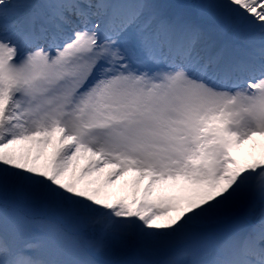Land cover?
Returning <instances> with one entry per match:
<instances>
[{
    "label": "snow or ice",
    "instance_id": "snow-or-ice-1",
    "mask_svg": "<svg viewBox=\"0 0 264 264\" xmlns=\"http://www.w3.org/2000/svg\"><path fill=\"white\" fill-rule=\"evenodd\" d=\"M254 137L264 0H0V264H264Z\"/></svg>",
    "mask_w": 264,
    "mask_h": 264
},
{
    "label": "rangeland",
    "instance_id": "rangeland-1",
    "mask_svg": "<svg viewBox=\"0 0 264 264\" xmlns=\"http://www.w3.org/2000/svg\"><path fill=\"white\" fill-rule=\"evenodd\" d=\"M264 144V138L261 137H254L251 141L243 144L240 146V149L238 152H236V156L238 159H247L249 155L253 154L259 146ZM52 148H48L46 150V155L50 158L52 155ZM91 157L89 155L82 156L79 161L77 162V171H79L80 168H83L87 163L88 160ZM109 171H113V169H105L103 172L96 173L92 177H88L86 179H95L99 182V186L102 188V194L106 193L110 196L114 197L115 191L117 187L121 186L126 189L129 187H132L134 184V181L138 177V173L136 172H128L124 174L122 177L118 178L115 183L113 184H106L105 180L107 179V173ZM147 179H145L143 182H141L140 186H145L147 184Z\"/></svg>",
    "mask_w": 264,
    "mask_h": 264
},
{
    "label": "bare ground",
    "instance_id": "bare-ground-1",
    "mask_svg": "<svg viewBox=\"0 0 264 264\" xmlns=\"http://www.w3.org/2000/svg\"><path fill=\"white\" fill-rule=\"evenodd\" d=\"M261 147H262V145L260 144L259 148H257L256 151L253 154L249 155V157L247 159H252V158L258 157L259 154H260V151H261ZM240 159L244 160L242 158H240ZM139 188L142 191L144 187L139 185ZM132 189H133V186L124 189L122 187V185H121V186L117 187V189L115 191V195H114L113 198H116V197H119V196H123V195H129L131 193Z\"/></svg>",
    "mask_w": 264,
    "mask_h": 264
}]
</instances>
